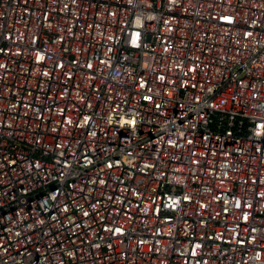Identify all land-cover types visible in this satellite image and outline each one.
I'll list each match as a JSON object with an SVG mask.
<instances>
[{"label": "built area", "instance_id": "2783aa9c", "mask_svg": "<svg viewBox=\"0 0 264 264\" xmlns=\"http://www.w3.org/2000/svg\"><path fill=\"white\" fill-rule=\"evenodd\" d=\"M0 264H264V0H0Z\"/></svg>", "mask_w": 264, "mask_h": 264}]
</instances>
